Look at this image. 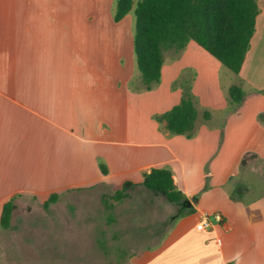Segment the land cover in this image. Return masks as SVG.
Returning <instances> with one entry per match:
<instances>
[{
  "label": "crops",
  "instance_id": "crops-1",
  "mask_svg": "<svg viewBox=\"0 0 264 264\" xmlns=\"http://www.w3.org/2000/svg\"><path fill=\"white\" fill-rule=\"evenodd\" d=\"M116 3L0 0V230L12 199L15 211L20 197L58 194L53 207L81 188H145L164 167L188 204L177 218L181 206L168 202L162 245L130 264H264V0L239 74L190 42L165 54L151 90L136 65L133 12L117 22ZM233 86L245 92L240 105ZM186 90L198 110L192 137L156 120ZM206 214L212 228L199 231Z\"/></svg>",
  "mask_w": 264,
  "mask_h": 264
},
{
  "label": "rangeland",
  "instance_id": "rangeland-1",
  "mask_svg": "<svg viewBox=\"0 0 264 264\" xmlns=\"http://www.w3.org/2000/svg\"><path fill=\"white\" fill-rule=\"evenodd\" d=\"M48 199H17L10 228L0 230V264H130L162 245L174 216L163 194L138 186L81 188L46 209Z\"/></svg>",
  "mask_w": 264,
  "mask_h": 264
},
{
  "label": "trees",
  "instance_id": "trees-1",
  "mask_svg": "<svg viewBox=\"0 0 264 264\" xmlns=\"http://www.w3.org/2000/svg\"><path fill=\"white\" fill-rule=\"evenodd\" d=\"M260 0H117L115 20L121 21L133 12L134 54L137 69L145 90L160 83L165 54H180L190 42H195L227 70L239 74L256 32V20L260 14ZM230 96L234 104L244 101L245 92L233 86ZM209 118V114L204 115ZM198 110L189 90L184 91L182 101L156 120L165 124L172 135L192 137L196 130ZM102 172L108 169L100 164ZM143 186L163 194L169 202L181 206L177 218L184 215L188 204L185 194L174 181L168 168H153L144 176ZM126 187H124V190ZM124 197L117 191L115 199ZM58 194H52L44 202L46 209L56 203ZM14 211V200L2 210L1 227L8 229Z\"/></svg>",
  "mask_w": 264,
  "mask_h": 264
},
{
  "label": "built area",
  "instance_id": "built-area-1",
  "mask_svg": "<svg viewBox=\"0 0 264 264\" xmlns=\"http://www.w3.org/2000/svg\"><path fill=\"white\" fill-rule=\"evenodd\" d=\"M217 221H221L222 217L220 215H215ZM212 228V222L210 221L209 215H204L202 221L197 225V230L204 231Z\"/></svg>",
  "mask_w": 264,
  "mask_h": 264
}]
</instances>
